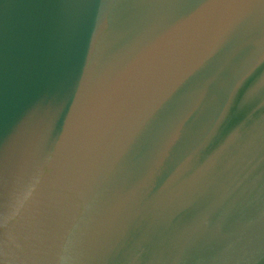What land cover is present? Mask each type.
<instances>
[{"label":"water","instance_id":"water-1","mask_svg":"<svg viewBox=\"0 0 264 264\" xmlns=\"http://www.w3.org/2000/svg\"><path fill=\"white\" fill-rule=\"evenodd\" d=\"M0 264H264V0H0Z\"/></svg>","mask_w":264,"mask_h":264}]
</instances>
